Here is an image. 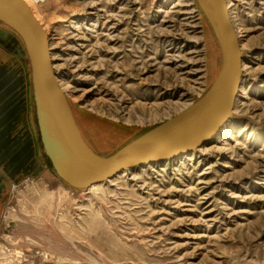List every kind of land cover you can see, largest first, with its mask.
Masks as SVG:
<instances>
[{
  "label": "rangeland",
  "instance_id": "1",
  "mask_svg": "<svg viewBox=\"0 0 264 264\" xmlns=\"http://www.w3.org/2000/svg\"><path fill=\"white\" fill-rule=\"evenodd\" d=\"M28 1L80 132L101 156L195 104L222 67L197 0ZM227 2L244 58L230 134L94 188H75L56 172L28 56L14 62L0 48V63L26 70L43 166L13 184L0 207V264H264V0ZM0 29L19 40L6 43L12 50L23 46L2 21Z\"/></svg>",
  "mask_w": 264,
  "mask_h": 264
},
{
  "label": "water",
  "instance_id": "2",
  "mask_svg": "<svg viewBox=\"0 0 264 264\" xmlns=\"http://www.w3.org/2000/svg\"><path fill=\"white\" fill-rule=\"evenodd\" d=\"M210 23L222 53V67L206 94L195 104L150 129L110 156L94 152L84 140L67 96L60 86L50 38L25 0H0V21L23 41L12 50L28 56L38 126L45 152L59 176L75 188H90L126 170L189 154L206 145L233 114L243 81L242 42L227 0H197ZM19 40L0 30V44ZM15 44V45H14ZM9 47V46H8ZM11 47V46H10ZM12 60L16 62L17 57ZM0 63V169L9 177L36 176L43 168L26 117L20 128L19 109L26 111L27 75ZM13 113V115H12ZM12 115V116H11ZM12 118H15L12 120ZM20 180L15 183L19 184Z\"/></svg>",
  "mask_w": 264,
  "mask_h": 264
},
{
  "label": "bare ground",
  "instance_id": "3",
  "mask_svg": "<svg viewBox=\"0 0 264 264\" xmlns=\"http://www.w3.org/2000/svg\"><path fill=\"white\" fill-rule=\"evenodd\" d=\"M29 5H30V2L28 1V0H25ZM227 5H228V9H229V13H230V17H231V20H232V22H233V24H234V14H233V12L231 11V4L230 3H228L227 2ZM188 6V5H187ZM185 14H190L191 12H184ZM238 36L240 37L241 35L240 34H238ZM244 64V63H243ZM244 66V65H243ZM242 88V85H241V87H240V89ZM237 102H239V97L237 98V101H236V103ZM238 105H239V103H237L235 106H234V110H233V112L234 111H236V109H237V107H238ZM189 108V107H188ZM187 109V108H186ZM234 119H233V117L231 116L230 117V119H228V121L222 126V128L211 138V140H213V139H219V138H221V137H223V136H225L226 137V135H228V134H230V130L233 128V123H232V121H233ZM231 133H232V131H231ZM204 148V147H203ZM191 155H193V153L191 154ZM183 158H184V155H182V156H178V157H175V158H172V159H167V160H165L164 161V163L165 164H170L171 162H173V161H175V160H183ZM155 163H152V164H145V165H143V167H147V166H156V165H154ZM150 168V167H149ZM152 169H153V167H151ZM144 171V170H143ZM126 172H127V170L126 171H124V172H122L121 174H119V175H117V176H124L125 174H126ZM101 184V183H100ZM99 184H96V185H93L91 188H94V187H96V186H98Z\"/></svg>",
  "mask_w": 264,
  "mask_h": 264
},
{
  "label": "flooded vegetation",
  "instance_id": "4",
  "mask_svg": "<svg viewBox=\"0 0 264 264\" xmlns=\"http://www.w3.org/2000/svg\"><path fill=\"white\" fill-rule=\"evenodd\" d=\"M0 30H4V29H0ZM4 31H6V30H4ZM0 48L3 49V50L1 49V51L4 52V54H8V52H12V54L14 55L13 57H17L19 59V57L15 54L14 51H12L10 49V47H8V45L5 46V45L0 44ZM22 173L20 172L19 174L15 175V178H11V177L7 176L0 169V207L3 205V203L5 201V198H6V196L8 195V193H9V191L11 189V186L13 184L17 185L15 183L17 180L22 181L23 179H25V178H21Z\"/></svg>",
  "mask_w": 264,
  "mask_h": 264
},
{
  "label": "crops",
  "instance_id": "5",
  "mask_svg": "<svg viewBox=\"0 0 264 264\" xmlns=\"http://www.w3.org/2000/svg\"><path fill=\"white\" fill-rule=\"evenodd\" d=\"M26 75H27V73H26ZM26 82H27V91H26L27 106H26V111H24L23 109H19V111L16 114L19 115V116H17V117H19V125H18V127L20 128L22 125H24L23 120L26 117V120L28 122L29 128L31 129L30 123H29V120H28V108H29L30 105H29V92H28V81H27V79H26ZM12 115H13V113H12ZM21 118H22V121H20ZM13 119H15V118H12V120Z\"/></svg>",
  "mask_w": 264,
  "mask_h": 264
}]
</instances>
